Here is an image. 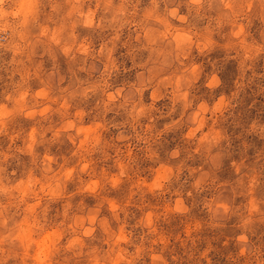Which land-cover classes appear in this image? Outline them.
Masks as SVG:
<instances>
[{
  "label": "clouds",
  "instance_id": "clouds-1",
  "mask_svg": "<svg viewBox=\"0 0 264 264\" xmlns=\"http://www.w3.org/2000/svg\"><path fill=\"white\" fill-rule=\"evenodd\" d=\"M0 264H264V0H0Z\"/></svg>",
  "mask_w": 264,
  "mask_h": 264
}]
</instances>
